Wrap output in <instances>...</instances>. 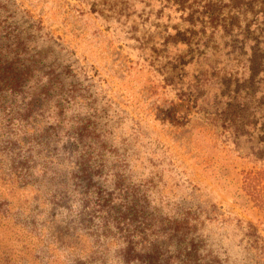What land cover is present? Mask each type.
Masks as SVG:
<instances>
[{"label":"rangeland","instance_id":"374dc122","mask_svg":"<svg viewBox=\"0 0 264 264\" xmlns=\"http://www.w3.org/2000/svg\"><path fill=\"white\" fill-rule=\"evenodd\" d=\"M0 264H264V0H0Z\"/></svg>","mask_w":264,"mask_h":264},{"label":"trees","instance_id":"16d2710c","mask_svg":"<svg viewBox=\"0 0 264 264\" xmlns=\"http://www.w3.org/2000/svg\"><path fill=\"white\" fill-rule=\"evenodd\" d=\"M253 77H254V76H251V77H250V80H252V79H253Z\"/></svg>","mask_w":264,"mask_h":264}]
</instances>
